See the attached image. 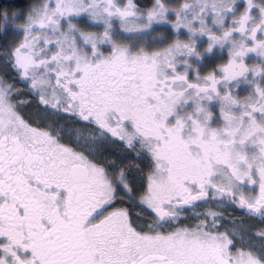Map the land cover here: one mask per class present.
Masks as SVG:
<instances>
[{"label": "snow or ice", "instance_id": "obj_1", "mask_svg": "<svg viewBox=\"0 0 264 264\" xmlns=\"http://www.w3.org/2000/svg\"><path fill=\"white\" fill-rule=\"evenodd\" d=\"M0 264H264V0H0Z\"/></svg>", "mask_w": 264, "mask_h": 264}]
</instances>
